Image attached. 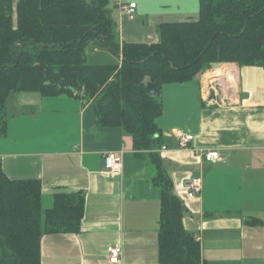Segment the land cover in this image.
<instances>
[{"label":"crops","instance_id":"0c3cea01","mask_svg":"<svg viewBox=\"0 0 264 264\" xmlns=\"http://www.w3.org/2000/svg\"><path fill=\"white\" fill-rule=\"evenodd\" d=\"M120 2L136 4L134 19L120 12ZM113 7L120 46L153 44L161 25L197 21L200 0H113ZM113 59L106 53L101 62ZM205 95L203 74L162 86L157 123L163 145L139 153L121 128L97 126L93 102L76 95H10L7 134L0 139L6 176L40 181L44 210L60 194L85 197L79 233L43 235L42 264H111V246L123 247L120 264H160L162 192L153 183L152 155L160 158L183 203L184 227L199 242L204 264H264V68L240 66L235 106H211ZM185 134L194 137V147L219 151L220 160L206 162L180 150L178 137ZM109 152L123 153L119 177L105 174ZM194 182L202 192L191 199L186 190Z\"/></svg>","mask_w":264,"mask_h":264},{"label":"trees","instance_id":"16d2710c","mask_svg":"<svg viewBox=\"0 0 264 264\" xmlns=\"http://www.w3.org/2000/svg\"><path fill=\"white\" fill-rule=\"evenodd\" d=\"M13 1L0 0V139L11 94L76 95L93 102L98 127L121 128L136 152L153 151L163 145L162 86L193 82L212 64L264 68V0H200L197 21L163 24L156 43L123 46L110 0ZM89 45L122 60L89 65ZM148 80L159 84L160 96L148 93ZM151 157L162 192L160 264H204L199 242L184 227L183 203L160 158ZM42 191L38 180H10L0 163V264H42L44 234L80 232L85 197L60 194L44 210Z\"/></svg>","mask_w":264,"mask_h":264},{"label":"built area","instance_id":"2783aa9c","mask_svg":"<svg viewBox=\"0 0 264 264\" xmlns=\"http://www.w3.org/2000/svg\"><path fill=\"white\" fill-rule=\"evenodd\" d=\"M120 12L129 19L135 18L136 4L118 3ZM122 60V55L120 61ZM213 64L203 73V82L206 87L204 100L211 106L228 107L239 103L240 93V65L237 63ZM194 137L190 134L178 137V148L182 151L192 152L204 158L206 162L220 160L219 151H203L193 146ZM105 174L110 178L121 176L123 168V153L109 152L104 155ZM202 192L200 183H191L186 194L196 199ZM124 250L122 246L108 248V259L111 264H120L123 261Z\"/></svg>","mask_w":264,"mask_h":264},{"label":"rangeland","instance_id":"374dc122","mask_svg":"<svg viewBox=\"0 0 264 264\" xmlns=\"http://www.w3.org/2000/svg\"><path fill=\"white\" fill-rule=\"evenodd\" d=\"M14 7H16L17 2L14 0ZM111 10H112V17H115V13H114V7H113V0L111 1ZM14 20L16 21V12H14ZM86 58H87V62L89 65H93V66H101V65H116L119 64V59L117 57L114 56V59L112 60V62L105 64L104 62H101L103 59L104 54L106 53H110L109 50H107L106 48H101V47H95L93 45H89L86 47ZM199 77V76H198Z\"/></svg>","mask_w":264,"mask_h":264},{"label":"water","instance_id":"95a60500","mask_svg":"<svg viewBox=\"0 0 264 264\" xmlns=\"http://www.w3.org/2000/svg\"><path fill=\"white\" fill-rule=\"evenodd\" d=\"M214 67H217V64H213ZM147 91L153 97L160 96V86L157 82L150 81L147 83Z\"/></svg>","mask_w":264,"mask_h":264}]
</instances>
